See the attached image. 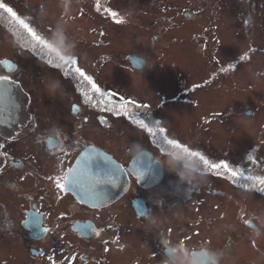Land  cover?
<instances>
[{
    "label": "flooded vegetation",
    "instance_id": "af4514ba",
    "mask_svg": "<svg viewBox=\"0 0 264 264\" xmlns=\"http://www.w3.org/2000/svg\"><path fill=\"white\" fill-rule=\"evenodd\" d=\"M25 1L0 3L26 18L46 46L33 52L18 35L27 33L10 23L11 18L0 9V77L7 76L19 85L17 95L22 102L21 111L11 113L9 107L4 122H0V264H167L174 253H197L199 248L217 253L218 264H264L263 228L246 210L237 216L233 210V194L243 202L251 198L264 202V191H260L264 184L259 182L264 173L251 174L248 154H232V141L238 140L235 135L229 133L226 143L212 139V151L203 145L213 117L205 111L204 101L212 96L216 103L219 98V105L224 106L222 114L229 120L227 106L236 96L228 93L227 86L240 83L230 79L234 67L229 66L234 62L224 66L221 44L214 56L208 45L202 47L205 63L196 57L193 66L182 65L180 57L185 50L174 48L180 46V40L166 34L171 28L162 24L150 45L146 41L143 46L141 41L142 47L124 52L119 49L123 44L93 40L108 34L106 23L92 19V10L100 19L115 23L114 11L94 7L78 12L69 9L74 0H58V4L63 3L60 19L64 25L71 26L76 18L81 25L83 17L103 30L89 34L91 40L84 44L72 43L59 25H53L51 32L46 25L45 32L39 16L43 8L46 17L49 11L38 8V3L27 1L25 5ZM171 21L168 24L173 26ZM234 23L242 27L237 18ZM219 35L217 42L222 41ZM207 39V34H201L197 41ZM248 41L250 47L256 43L255 37ZM13 49L30 53L38 63L16 62L8 56ZM48 58L61 66L76 58V66L91 76L105 95L101 97L75 74L63 76V69L49 65ZM8 64L13 67L9 69ZM29 80L32 83L26 87ZM121 97L128 101V111L149 127L159 121L166 131L158 135L177 139L201 154L207 151L204 154L209 160L225 161L241 174L233 177L229 172L212 170L216 177L205 178L207 173L203 179L182 181L178 171L166 164L164 152L152 143L153 137L122 114L118 107ZM112 105L120 115L107 110ZM57 131L60 135L49 145V138ZM136 146L146 153L138 163L129 155ZM89 149L115 159L128 176L123 190V184L112 179L106 182L104 175L83 186L81 189H90L99 182L108 198L98 205L79 201L70 190L57 185V178ZM138 173H143L139 179ZM222 199L230 203L229 212L234 214L226 222H222ZM25 221L29 223L24 225ZM82 224L91 226L87 233L80 232Z\"/></svg>",
    "mask_w": 264,
    "mask_h": 264
},
{
    "label": "rangeland",
    "instance_id": "374dc122",
    "mask_svg": "<svg viewBox=\"0 0 264 264\" xmlns=\"http://www.w3.org/2000/svg\"><path fill=\"white\" fill-rule=\"evenodd\" d=\"M27 1L32 4L38 3V8L46 7L49 11L46 17L43 8L39 16L45 24L43 26L45 32L46 25L49 26V32L54 31L53 25H59L60 30L71 36L72 43L84 44L91 40L89 34L95 35L103 31L100 24L86 22L85 19L88 18L83 17L81 25L78 18L72 22L71 26L64 25L63 18L60 19L63 3H60L62 5L60 6L57 3L58 0H26L25 5ZM98 6L99 8L106 6L117 11L122 16L120 19L122 22L119 25L120 23H113L109 19L102 20L94 15L95 12L92 10V19L99 23H106L105 28L108 34L103 38L95 36L93 40L107 41L109 45L123 44L119 49L124 52L133 50V46L134 48L142 47L141 41L143 46L146 41H149L150 45L153 34L162 29V24L171 28L165 31L166 34L176 41L180 40V46L175 45L174 48L177 51L185 50L180 57L182 65L193 66L196 63V57L205 63L206 59L201 55L205 52L202 47L208 45V51H211V56H214L219 50L216 46L221 44L224 66L228 67L234 62L233 71L231 76L229 75L230 79L240 83L237 85L231 83L227 86L228 93L232 92L231 94L236 96L229 102L231 106H227L231 115L229 120L222 114L224 106L219 105V98L216 99V103L212 96L204 101L205 111L212 112L213 117L208 125L203 145L212 151L215 143H226L229 133L232 136L235 135L238 140L232 141V154L235 155V152H238L239 157L244 153L248 154L251 174L264 173V91L262 90L264 89V0H81L79 3L78 0H74L69 9L79 12L83 9H95L94 7L98 8ZM187 12L193 15L191 19L184 15ZM234 18L242 24L241 28L234 23ZM45 19L48 21L46 22ZM170 21L173 22V26L168 24ZM246 22L249 24L248 27ZM62 27H72L73 30ZM218 33L222 41L217 42L215 40H218ZM242 33L248 34L245 36ZM251 33L256 43L250 47L247 43L248 39H253ZM201 34H207L209 39L200 42L204 39L202 37L200 41H197ZM8 56L18 63L32 61L38 63L39 61L24 50L20 53L17 49H13ZM242 56L246 58L241 60ZM208 61L211 62L210 59ZM205 69L206 67L202 68V73L206 72ZM31 83L32 81H27L26 87H29ZM229 98L230 96H227V99ZM189 114L191 115L190 112ZM212 139H216L214 144L211 143ZM204 153L207 154V151H203L202 155L209 159ZM213 177L216 176L211 171L205 176V178ZM238 198L237 194H233L235 199L233 210L236 216L246 210L264 230V221L260 219H264V202L253 198L248 199L249 202H243ZM222 200L224 201L221 210L224 215L222 222H226L234 214L229 212L230 203L226 199Z\"/></svg>",
    "mask_w": 264,
    "mask_h": 264
},
{
    "label": "snow or ice",
    "instance_id": "6c2138e0",
    "mask_svg": "<svg viewBox=\"0 0 264 264\" xmlns=\"http://www.w3.org/2000/svg\"><path fill=\"white\" fill-rule=\"evenodd\" d=\"M0 9L3 10V13H7L8 16L11 18L10 23H15L19 26L20 29H23L27 35L25 36L23 33L18 32V35L21 36V39L24 41V43L29 46L33 52L37 50L38 46H46V41L44 38L27 22L26 18H21L17 13L8 5L4 3H0ZM99 10V6H98ZM111 15L116 18L118 17V14L116 12H111ZM0 18H3V14L0 13ZM117 23H121L122 21L120 19L116 20ZM246 57H240L241 60L245 59ZM49 65L54 66L55 68H62L63 69V76L67 77L69 75H77L79 78H82L84 81H87L89 85H91V88L94 92L99 93L101 97L105 95V93H102L100 88L93 82L91 76H87L81 68L77 67V60L74 58V61L61 66L58 63H55L53 59L48 58L46 61ZM137 63H142V61H137ZM9 69H11L13 66L11 64H8ZM229 67H234L233 65H230ZM222 71H227V69H222ZM19 85L16 84L15 81H12L7 76L0 77V122H4L5 116L8 114V109L10 107L11 113H16L21 111L22 102H20L19 97L17 95ZM86 101L89 99L87 96V93H84ZM122 103L119 104V108L123 109V115L126 117H129L131 120V123L133 125H138L141 129H145L152 137V143L155 144L161 152L165 151V145H172L173 147L181 148L184 153L187 154L189 157H196L198 158L201 163L203 164L204 173H208L212 170H220L223 172H229L231 173V176L236 177L237 175H240L237 170L232 169L229 164L225 161L220 162H213L209 159H207L204 155H202L199 151L190 150L187 146L183 145L180 141L177 139L169 138L167 135H158L165 133V129L159 126V121L155 122V127H149V124L145 122L143 119L137 118L135 113H130L127 108L128 101H125L123 97H121ZM5 102H8L7 104ZM135 103V102H133ZM112 102L109 101V105H111ZM137 108L141 107L140 105H136ZM143 107H147V105H144ZM78 109L74 108V111ZM108 111L113 112L115 115H120L121 113L117 111V108L115 105H112L107 109ZM60 135V133L57 131L53 134L52 137L49 138V145L53 144V140L56 136ZM51 151V148L48 149ZM95 149H89V152H94ZM130 151V150H129ZM146 153L142 154L140 157L134 159V163H138L141 159L145 157ZM106 159V158H105ZM95 163L93 158L91 156L86 157L85 155H81L79 159L76 162V165L70 169H68L67 172L63 174L62 177L57 178V185L58 187L64 189V190H71V191H77L79 194V189L83 187V175L85 171L89 168V165ZM135 171V168L133 169ZM122 171L120 166L113 165L111 168L107 169V172L110 177H115L118 172ZM220 171H217L215 174L219 175ZM143 176V173H138V179ZM63 180V183H60V180ZM246 179H251V177H248ZM260 184H264V179L259 181ZM260 191H264V188L260 189ZM85 196L91 197L93 199L94 204H100L104 203L105 200H101L100 197L104 196L105 199H107V193L103 191V188L100 187L99 182L92 186L83 196H81V199H84ZM34 222V221H33ZM28 221L24 222V225L28 224ZM249 223V222H246ZM81 233H87L91 226L87 224H82L79 226ZM45 232L47 229L44 230ZM169 255H171V249H169ZM191 255L195 258L198 256V253L193 251ZM202 264H210L209 258L202 257Z\"/></svg>",
    "mask_w": 264,
    "mask_h": 264
},
{
    "label": "clouds",
    "instance_id": "9594fccd",
    "mask_svg": "<svg viewBox=\"0 0 264 264\" xmlns=\"http://www.w3.org/2000/svg\"><path fill=\"white\" fill-rule=\"evenodd\" d=\"M145 153V149L136 146L129 155L135 159ZM165 162L173 170L178 171L180 179L185 182H192L197 179H203V164L195 157L186 156V154L174 147L166 148L164 151ZM179 165V170L178 166ZM198 256L193 257L191 251L187 253H174V258L169 260L167 264H202V257L209 258L210 264H218V254L207 248L197 249Z\"/></svg>",
    "mask_w": 264,
    "mask_h": 264
},
{
    "label": "water",
    "instance_id": "95a60500",
    "mask_svg": "<svg viewBox=\"0 0 264 264\" xmlns=\"http://www.w3.org/2000/svg\"><path fill=\"white\" fill-rule=\"evenodd\" d=\"M188 17H191L192 15H190L189 13H187L186 14ZM83 155H85L86 157H87V155L86 154H83ZM99 156H100V158L99 159H97V160H94L95 162H98L99 164H101V163H104L105 165H107V169H109V168H111L113 165H118L119 166V164L118 163H116L113 159H111L109 156H107V155H105V154H99ZM106 158V159H105ZM76 165V162H75V164H74V166ZM73 166V167H74ZM87 171H88V169L85 171V173H84V175L87 173ZM106 177V179H108L109 178V174L108 173H106V174H104ZM117 180L119 183H122L123 185H124V183H127V176L123 173V171H120V172H118L117 173V175L114 177V180ZM86 182V181H85ZM85 184V183H84ZM125 186H127V185H124V186H121V188H122V190L124 189V187ZM79 191V194L77 193V191H73L74 192V194H75V196L77 197V198H79V199H81V196H83L85 193H86V191L84 190V189H80V190H78ZM87 191H88V189H87ZM81 200H83V201H85V202H89V203H92L93 202V199L91 198V197H88V196H85V198L84 199H81Z\"/></svg>",
    "mask_w": 264,
    "mask_h": 264
}]
</instances>
